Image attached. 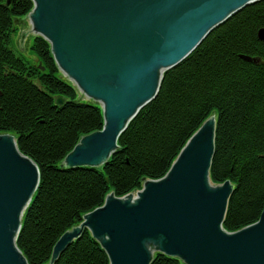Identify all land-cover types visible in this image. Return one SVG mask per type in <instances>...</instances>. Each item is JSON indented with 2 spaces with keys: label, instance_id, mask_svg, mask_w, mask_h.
Instances as JSON below:
<instances>
[{
  "label": "water",
  "instance_id": "95a60500",
  "mask_svg": "<svg viewBox=\"0 0 264 264\" xmlns=\"http://www.w3.org/2000/svg\"><path fill=\"white\" fill-rule=\"evenodd\" d=\"M31 1L26 19L33 36L49 44L61 77L102 110V129L83 136L61 163L80 169L107 164L166 73L215 28L264 0ZM23 38L24 31L21 48ZM258 38L264 40V29ZM214 137L215 118L209 117L162 178L143 180L140 190L121 198L108 194L60 236L48 264L85 230L109 264H151L155 255L182 264H264V207L255 223L233 233L222 228L232 185L210 181ZM38 184L34 162L19 152L12 135L0 134V264H28L16 240Z\"/></svg>",
  "mask_w": 264,
  "mask_h": 264
},
{
  "label": "trees",
  "instance_id": "16d2710c",
  "mask_svg": "<svg viewBox=\"0 0 264 264\" xmlns=\"http://www.w3.org/2000/svg\"><path fill=\"white\" fill-rule=\"evenodd\" d=\"M6 2L0 0V134L12 135L39 172L16 240L28 264H48L60 236L108 194L121 198L140 190L143 180L162 178L209 117L215 118L210 181L232 185L222 228L233 233L258 220L264 207V40L258 38L264 1L215 28L166 73L155 98L118 138L117 151L97 169L61 163L83 136L102 129V110L83 102L61 77L43 38L33 37L27 58L15 54L19 23L33 3ZM56 98L64 103L55 105ZM53 264L109 261L85 230ZM151 264L182 263L155 255Z\"/></svg>",
  "mask_w": 264,
  "mask_h": 264
},
{
  "label": "rangeland",
  "instance_id": "374dc122",
  "mask_svg": "<svg viewBox=\"0 0 264 264\" xmlns=\"http://www.w3.org/2000/svg\"><path fill=\"white\" fill-rule=\"evenodd\" d=\"M21 22H23V25L19 26V29L20 31L18 32V34L16 35V44L18 43V45H16V49L17 51H15V54L16 55H23L24 57H28V54H29V50H30V47L32 45V40H33V31H32V26H31V23L29 20L27 19H24L22 20ZM24 31V38L22 40V48L20 47L19 45V42H20V38H21V32ZM79 96H80V99L85 102V103H90L92 104L93 102L88 100L87 98H85L84 96H82L80 93H79Z\"/></svg>",
  "mask_w": 264,
  "mask_h": 264
},
{
  "label": "bare ground",
  "instance_id": "6f19581e",
  "mask_svg": "<svg viewBox=\"0 0 264 264\" xmlns=\"http://www.w3.org/2000/svg\"><path fill=\"white\" fill-rule=\"evenodd\" d=\"M23 47V46H22ZM95 169H97V168H95Z\"/></svg>",
  "mask_w": 264,
  "mask_h": 264
}]
</instances>
